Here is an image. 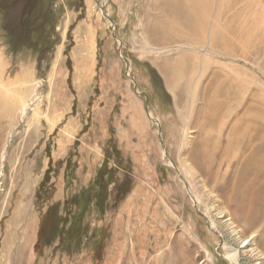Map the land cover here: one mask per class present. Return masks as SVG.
Here are the masks:
<instances>
[{
	"label": "rangeland",
	"instance_id": "obj_1",
	"mask_svg": "<svg viewBox=\"0 0 264 264\" xmlns=\"http://www.w3.org/2000/svg\"><path fill=\"white\" fill-rule=\"evenodd\" d=\"M154 1L55 0L42 75L0 31V264L50 247L76 264H264V0H205L194 38L163 44ZM226 19L243 31L222 43ZM116 150L130 190L98 214L94 179ZM71 198L86 207L79 246L37 251Z\"/></svg>",
	"mask_w": 264,
	"mask_h": 264
},
{
	"label": "trees",
	"instance_id": "obj_2",
	"mask_svg": "<svg viewBox=\"0 0 264 264\" xmlns=\"http://www.w3.org/2000/svg\"><path fill=\"white\" fill-rule=\"evenodd\" d=\"M54 4L55 0H0V31L4 43L8 50L14 54L30 51L35 56L36 69L39 75H42L41 71L44 72L49 65L48 55L52 51L55 40L53 38L55 36L53 26L56 21ZM106 156L107 159L98 168L94 179L96 187L100 186L96 192V196L93 197L95 200L93 206L98 209L96 210L98 214L105 212L107 198L111 190L114 206H118L130 190V178L127 175H123L119 181L117 180V173L115 171L125 165L121 155L116 150L113 156ZM112 157L113 162H115V168L108 166L107 161ZM74 204L78 203L73 201L72 198L66 201L63 206V211L65 209L64 215L55 219L59 231L51 233L48 237L46 233L41 232V229L38 230L36 239L37 251H39L40 246L45 248L56 239L58 241L56 249L66 251L67 253L77 249L80 244L77 243L80 238L82 239V235L85 233L87 227L81 218L82 210L86 207L83 206V208L79 209L72 208ZM55 207L58 208L56 205ZM47 209L40 223L42 227H45V218L48 217L51 210L54 211L53 215L55 213L54 206H48ZM77 211L79 212L75 216ZM76 225L80 226L79 232L77 231L79 227ZM72 226L75 231L71 230ZM103 255V243H101L98 254L94 256V260L100 262Z\"/></svg>",
	"mask_w": 264,
	"mask_h": 264
},
{
	"label": "bare ground",
	"instance_id": "obj_3",
	"mask_svg": "<svg viewBox=\"0 0 264 264\" xmlns=\"http://www.w3.org/2000/svg\"><path fill=\"white\" fill-rule=\"evenodd\" d=\"M229 1L230 0H224L225 7L232 3V2L229 3ZM232 1L234 4L237 3V0H232ZM202 3L205 4V0H155L153 3V9L158 10L159 14L153 20L150 19L151 20V22L149 23L151 28V30L149 28L150 37L153 36L152 39L155 42H157V44L158 43L163 44V43L179 40L181 37H183L185 40H188L189 38L192 37L194 38L192 34L193 29L197 28L198 30H201L198 27H200L204 23V20L201 21L199 20L198 14H200V17L202 15L204 16L205 14H207V12H202L203 9H206L205 7H202L201 5ZM256 4L258 5V3ZM207 7L210 6H208L207 4ZM225 7L223 6L224 10ZM242 8L243 5H241L240 7V12ZM236 17L237 16H233V18ZM233 21L234 20L232 19L230 22H228V19H226V21H224V23L220 26L221 31L225 34V36L223 35L219 37V38L222 37V43L227 42L225 41V38L234 39L235 37H238V35L241 33L242 29L240 30V33L238 35L234 34V32L236 31L239 32V30L237 29L238 27H235V29L233 30L229 28L232 25H234ZM216 23L217 21H213V24ZM174 26L177 27L174 28ZM228 30H230L229 33ZM162 67L164 66L162 65ZM25 110L26 109L23 108V113H25ZM195 200L196 202H198L197 199ZM236 258H237V252L228 255V259L231 261H235Z\"/></svg>",
	"mask_w": 264,
	"mask_h": 264
},
{
	"label": "crops",
	"instance_id": "obj_4",
	"mask_svg": "<svg viewBox=\"0 0 264 264\" xmlns=\"http://www.w3.org/2000/svg\"><path fill=\"white\" fill-rule=\"evenodd\" d=\"M7 64H9L8 60L5 57L0 55L1 75L4 74L5 66ZM1 80L4 81L3 77L1 78ZM1 93H2V87H0V94ZM35 239H36V234L34 233L32 244L35 242ZM103 257H105V255H103ZM40 262H42V264H76V261H73V259L69 260L66 258V256L65 257L61 256L59 252L58 253L56 252L55 254H53L51 247L45 249V253L42 258L38 257L36 259L35 254L33 255L30 250H29V253H27L25 256L21 258V264H40ZM83 264H86V262H84Z\"/></svg>",
	"mask_w": 264,
	"mask_h": 264
}]
</instances>
